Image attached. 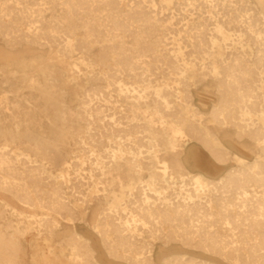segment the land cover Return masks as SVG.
<instances>
[{
  "label": "bare ground",
  "instance_id": "bare-ground-1",
  "mask_svg": "<svg viewBox=\"0 0 264 264\" xmlns=\"http://www.w3.org/2000/svg\"><path fill=\"white\" fill-rule=\"evenodd\" d=\"M254 17L264 0H0V264L22 237L32 264H264Z\"/></svg>",
  "mask_w": 264,
  "mask_h": 264
},
{
  "label": "rangeland",
  "instance_id": "rangeland-1",
  "mask_svg": "<svg viewBox=\"0 0 264 264\" xmlns=\"http://www.w3.org/2000/svg\"><path fill=\"white\" fill-rule=\"evenodd\" d=\"M253 19L257 20V21L264 20L260 17H254ZM1 90L2 89L0 87V91ZM205 159H207V158H205ZM207 164L210 165L216 173H221L223 170L227 169L231 165L230 163L224 164V165H219V164H211L210 162H207ZM201 169L203 171H205L204 168H201ZM15 222H16V218L13 216L11 209L6 207L4 202H1L0 203V226L3 227L4 225H6L8 223H15ZM79 230L82 231L83 233L85 232V229H83V228H79ZM20 242H21V252H20L19 258L17 259V264H32V257H31V250L29 248V243L23 237L20 238ZM171 246L172 247L168 248L169 252L172 251L169 249H174V248L175 249L178 248L179 250L181 249V247H179L178 244H172ZM161 247H162L161 243L156 244L155 252H157V251L160 252ZM192 254H198V253L195 251H192ZM112 262H114V261H112Z\"/></svg>",
  "mask_w": 264,
  "mask_h": 264
},
{
  "label": "crops",
  "instance_id": "crops-1",
  "mask_svg": "<svg viewBox=\"0 0 264 264\" xmlns=\"http://www.w3.org/2000/svg\"><path fill=\"white\" fill-rule=\"evenodd\" d=\"M158 253H159L158 251L155 252V256H156V255H159ZM155 258H159V256H157V257H155Z\"/></svg>",
  "mask_w": 264,
  "mask_h": 264
}]
</instances>
